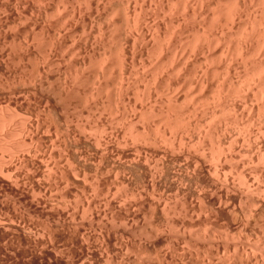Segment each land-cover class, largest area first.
Instances as JSON below:
<instances>
[{"label": "rangeland", "instance_id": "374dc122", "mask_svg": "<svg viewBox=\"0 0 264 264\" xmlns=\"http://www.w3.org/2000/svg\"><path fill=\"white\" fill-rule=\"evenodd\" d=\"M108 1L111 4L108 3ZM108 1L107 0H0V125H2V126H0V162H1L0 164H3V165H0V168L2 169V170L0 169V264H38L37 262H39L40 260H42L41 262H43V264H46L49 261H50V263H52L51 261H53L52 264H56V263L57 264H81V263L82 264H90L91 261H93L91 264H109V263L110 264H116V263L117 264H166V262H167V264H191V263L192 264H199V263L200 264H208V263L209 264H227V263L228 264H231V263L232 264H240V262H242L243 260L244 261L241 264H252L253 262H254V264H264V263H262V260H264L263 259L264 258V254H263L264 253V246H263L264 241H263V239L259 240V238H255L254 236H252V237L250 236V238H254V239L249 238V235H251L253 232L257 233L259 236H260V234L264 235V229H263L264 228V226H263L264 222L262 220V219H264L263 218L264 212L262 214L261 210H260V209H263L264 203L260 204V205L257 203L260 208L257 207L258 205L255 203L254 204L252 203L249 205V206H251V208L253 210H254V208H255V210L257 209L256 212H258L260 214V216H255L254 213H253V215H252V213L251 214L246 213V214H244V215H246L245 217L241 213H238L237 216H236V214H235V216H233V215L228 214L226 211L219 210L218 206H212L208 201V198L209 199L210 198H217V194H219V193L217 191L214 192L213 189L211 190L212 187H211L208 179L205 177L204 174H202L199 171V168H196V166H194L195 165L194 161H196V158L201 156V152H202V151H200L198 146H200V144L202 145V141H203V145L207 146V148L212 147L211 145L213 144L214 140H213V138L211 139L209 137H212V135L214 134V131L217 129L216 126L221 128L219 122L222 121L221 122L222 130H225L224 125H225V123L228 122L226 124V125H228L227 126L228 130L224 131L223 136H227V137L231 136V135H233L234 132L236 133L235 135H239V132H237V131H239V130H237V129H239V127L238 128L235 127L237 131H234L235 128L232 130V128L234 127L233 123H231V125H230L229 120L225 123L223 122L224 120L226 121L228 119V117H230L229 119L231 120L232 119L231 117H233L234 114H232L230 116L231 113L229 111H231V110H228V112L230 113L229 115H228V112L223 111V109H224L223 105H222L223 109H220L221 106L219 107V105L221 103L220 104L216 103L217 99L219 101V98L216 97V94L217 93L219 94L220 88L217 89V87L219 86V84L220 85L222 84L223 80H225V82H226L227 78H228V80L231 79L230 81H227V82H229L230 85L233 84L232 83L233 80H232V78H230L231 76L225 77L224 76L225 73H226L225 75H229V74L231 75V73H229V72H232L234 74L236 73V75L232 74L233 75L232 77L234 78L233 82H235V84L238 85L239 81H241V79L237 80V79H235V77L237 76V78H239L240 75H243V76L246 75V77H247V74L249 72V71L245 72L246 68L249 67L247 65L246 60H243V61L246 63V65L244 67H246V66L247 67L245 68V70H243L244 64H243V61H241V59H242L241 57L239 59L238 58L239 56L236 54L235 56L233 55L230 58V57H226L227 55L225 54V52H223V51L221 52L222 46L225 45L226 39L230 40L228 42V45L234 44L232 47H235V42L239 41L238 40L239 37H237V36H239L241 31L243 30V29L242 30L240 29L241 27L243 28V26H241V25L244 24L241 22L244 19L247 20L246 16L245 17L243 16L244 17L243 20L240 19L242 21H240L238 19V17H236V19L238 21L236 20L237 22L235 21L236 23L234 22L233 24H237L240 21V23H241L240 27H238L239 26L238 24H240V23H238L237 25H231L229 23L231 26H234V27H231L228 25V23L223 22V25H221V26H226V25H224V23H225V24H227V27H229V29H230V30L227 29L229 32V33H227V36H228V38H227V36H224V35H226V32H227L226 27L225 28L223 27L224 29L221 28L223 31L220 29V24H222L221 22H220V24L218 23V26L215 25L216 27H214V28L217 29L219 27L217 30L213 29V31L212 30L208 31V29L209 28L212 29V26L214 25V22L211 19V13H210L212 11V8L211 7L207 8V9H209L210 12H208V10L205 9L208 6V0H191V1L190 0L189 1L188 0H159V1L158 0H152V1L151 0H130V1L129 0L128 1L127 0H122V1L121 0H108ZM135 2H136V4H135ZM138 2H139V5H138ZM159 2H160V4H158ZM204 2H207V4ZM151 3H152V7L150 6ZM171 3L172 4L175 3V5L173 4L172 6H170ZM187 3L190 6H192V8L188 7L189 5L187 6ZM105 4H106V7H104ZM129 4H130V6H129ZM202 4H203V7H201V8H204L206 11L201 10L200 6H202ZM205 4L207 5L206 7H205ZM132 5H134V6H132ZM113 6H115V7H113ZM193 6L196 7L195 8L196 11L193 10L194 9ZM140 8L141 9L143 8V10H141ZM169 8H171V9H169ZM87 9H88V11H87ZM123 9H125L126 13ZM183 9H184V12H183ZM136 10H137V13L141 12V13H139L141 15H140V19H134V23H136V20H138V21L140 20L139 24L142 23V24H140L142 26L138 27L137 26L138 24H136V26L133 29V26L135 25V24L132 25L133 16L136 18V16L138 15L137 17L139 18V14H135ZM151 10H153V11H151ZM173 11H175V12H173ZM185 11H188V12H185ZM204 11L208 12V14H206ZM165 12H166V14H165ZM192 12H194L196 14L197 18L194 17L195 16V14H194V16H193L194 18H192V20H191L190 16H192V15H190V14ZM144 13H146V14L144 15ZM150 13H151V15H150ZM171 13H172V16H171ZM186 13H188V14L190 13L189 14L190 16L188 15L189 18L187 16L185 18L184 15ZM209 13H210V15H209ZM163 14L165 17L163 16ZM204 14H206V16H203ZM129 15H131V16H129ZM166 15H168V17ZM110 16H111V18H110ZM147 16L149 19L147 18ZM179 18L181 19L180 22H182L183 25H181V23L178 22V24L180 23L179 26L181 25V27L179 28L177 25V27L179 29L177 27L174 28L175 24L173 21H175V20L179 21ZM195 18L197 20H195ZM208 18H209L208 22L210 21L211 27H209L210 25L208 24V22L206 20ZM200 19H202V20H200ZM100 21L102 23H100ZM154 22H155V24H154ZM172 22L174 25L172 24ZM202 22H204V23H202ZM205 22H207V24L209 26ZM93 23H94V25H93ZM175 23L177 24V22H175ZM245 23H246V21H245ZM247 23H248V20H247ZM247 23H246L245 27L248 25ZM204 24H206V27ZM172 26H174V27H172ZM236 26L241 30L240 33L236 32L238 30V28ZM83 27L84 28L86 27L85 28L86 31L84 30ZM230 27L233 29H231ZM111 28H112V30H111ZM202 28H206L205 30H207V31L203 32L202 35H204V33L205 34L208 33L209 36L206 38H208L209 42L211 39L213 40V38H211V36L213 37L214 34L216 36V37L214 36L215 40H219L220 38H222L221 35L224 34L223 35V41L224 42L220 43V45H219V43L217 45V42H219V41L214 42L215 40H213L212 41L213 43H211L212 44L211 47H212V49H214L213 50L214 53H213L212 58L214 59L215 64L212 63L213 60L211 61V55L212 54L211 55L208 54L209 52L211 53V51H212V50H207L209 45H206L207 47L206 46L203 47L204 41H205L204 45H205V43L210 44L207 41V39L204 38L203 42H202V40L201 41L199 40L202 47L204 48V50H207V51H204L200 47L199 44H194V43H196V40L199 39V37L201 39L202 36L200 33L203 30ZM129 29H130V31H129ZM155 29H156V31H155ZM224 30H226V31H224ZM100 31H101V33H100ZM131 31H132V33H131ZM152 31H155L156 33L153 34ZM172 31H174V33ZM148 32H149V34H148ZM223 32H225V33H223ZM234 32L238 33V34H236L237 39H235L237 41L232 39L233 37L236 38L234 35L235 34ZM138 33H140V34H138ZM194 34L197 36H199V35L200 36L197 37ZM228 34H230V38L232 37L231 39H229ZM72 36H74V37H72ZM173 37H174V39H173ZM218 37H219V39H216ZM134 38H137V40ZM168 39L169 40L171 39V40L169 41ZM148 40H150V41H148ZM164 40H166V41H164ZM231 40L233 43L231 42ZM158 41H162V42H158ZM199 41H197V42L199 43ZM190 42L194 44V47H197L199 45L198 46L199 48L198 47L196 48L198 50H196L193 47V44H191ZM230 42H231V44H230ZM186 44H187V46H186ZM214 45L218 46V47H215ZM224 47H223V49H224ZM186 48H187V50H186ZM199 49H201V50H199ZM157 50H159V51H157ZM167 50H168V52H167ZM261 50L262 51H259V52L264 54V52H263L264 48H262ZM120 51H122V52H120ZM200 52L201 53L206 52L205 53L206 56L207 57H208V55L210 56V57H208V58H210V61H211V62L209 61L210 64L212 63L215 67L212 64H211V66H210V64H206L208 62L207 60H209V59H207V58H206L207 60L204 59L205 54L203 56V53L201 54ZM67 53H69V55ZM194 53H195V55H194ZM220 53L221 54L224 53L223 57H225L226 60L229 61V62L227 61L229 65H227V63H226V65L228 67L230 65L234 66V63L236 65V61L239 60V62H237V65L235 66L237 68V71L235 69L233 70V68H235L233 66L229 67V68H232L230 70L225 65H224L225 67L224 66L222 67V65H223L222 63L220 65V62H223L221 60L223 57ZM161 54H162V56H161ZM236 56H237V59H236ZM261 56L264 57V55H261ZM84 57H86V59ZM117 57H118V59H117ZM125 57H126V59H125ZM186 57H188V58H186ZM233 57H235L236 61H235V59H232ZM256 57L258 59L260 56L257 55V56H255V58ZM263 57H261L262 60L264 59ZM228 58H230V59H228ZM53 59H54V61H53ZM119 59H121L122 61ZM223 60L226 61L224 58H223ZM230 60L233 64H231ZM98 61H99V63H98ZM104 61H105V63H104ZM205 61H207V62L205 63ZM233 61H235V62H233ZM256 61H261V60H256ZM112 62L115 65H113ZM185 62H186V64H185ZM89 63H90V65H89ZM223 63L225 64V62H223ZM238 63H242V64H239L240 66L238 67ZM119 64H121V65H119ZM164 64H166L167 66ZM181 64H182V66H181ZM194 64H195V66H193ZM248 64L250 65L249 62H248ZM206 65H208L207 69L209 67H212L215 69L218 66V69H217L218 72L216 69H215L216 72H213L214 69L212 71V68L205 70L204 66H206ZM99 66H101V67H99ZM119 66H120V69H119ZM155 66H156V68H155ZM183 67H185V68H183ZM250 67H249V69H250ZM221 68H224V69L228 68L230 70L228 72L229 74H227V72H226L228 69L222 70ZM142 69H143V71H142ZM203 69L206 72V74H208L210 72L209 70H211V72L208 74L207 77H206V74H204V76L207 78L206 80H204L203 78H201L203 80L199 79V75H200V77L203 76L204 72L201 73ZM249 69H247V70H249ZM137 70H138V72H137ZM77 71H78V75H77ZM82 71H84L85 73ZM199 71H201V72H199ZM212 72L215 74L216 73L217 74L220 73V74H219V76L215 75V74L212 75L213 74ZM238 72L239 73L241 72V74H239ZM158 73H160V74H158ZM221 73H222V75H221ZM133 74H135V75H133ZM196 74L198 75V78H196L197 77V76H195ZM201 74H202V76H201ZM215 76H216V78H215ZM222 76L224 77V79ZM243 76H241V78ZM258 76L261 78V76L259 74H258ZM258 76L256 77V79L258 78ZM249 77H251V79H252L253 76L249 75L247 79L244 78L245 80L242 78V80H244V81H241V83H243V85H244L245 81L246 80L248 81ZM19 79H20V81H19ZM221 79H223V80L221 81ZM251 79H249V82ZM256 79L253 81L258 83L259 80H256ZM72 80H73V82L75 81V83H73ZM96 80H97V82H96ZM207 80H208V82L204 83V84H206V86L204 85L205 89L203 90L201 88L202 83H203L202 81L206 82ZM197 81H199L201 85L198 84L199 82L197 83ZM237 81H238V83H237ZM168 82H170V83H168ZM227 82H226L227 86H225V88L227 87V89H229L232 86L230 87ZM195 84H197V85H195ZM226 84H224V85H226ZM246 84H247V82H246ZM248 84L246 85L247 88L245 87V89L249 88ZM199 85H200L201 90L198 87ZM224 85L222 84L221 86L224 87ZM7 86H9V87H7ZM176 86H177V88H176ZM190 86L192 89L190 88ZM234 86L235 85L233 84L232 89L234 88ZM167 88H169V89L167 90ZM120 89H122V90H120ZM232 89L231 90L229 89L230 93L234 92V89L233 90ZM256 89H257V93L260 92L258 90L259 88H256ZM74 91H77V92H74ZM171 91H172V94H171ZM216 91H218V92H216ZM230 93L229 94L227 93V95L232 97V98L234 97L235 99L233 98V100L238 102L237 94H232V93L230 94ZM261 93H263L262 90H261ZM142 94H144V95H142ZM174 94H175V96H174ZM85 95H87V96H85ZM212 95H213V97H211ZM231 95H236V97L231 96ZM258 95H259V93H258ZM261 95H262V97H264V93ZM225 97H227L226 94H225ZM238 97L242 99L241 96H238ZM167 98H169V99H167ZM215 98H217V99H215ZM236 98H237V100H236ZM204 99H206L207 101ZM141 101H143V102H141ZM190 101H192V102H190ZM214 102H215V104H214ZM177 103H179V104H177ZM201 103H203V104L201 105ZM116 104H118V106ZM171 104H173V105H171ZM184 104L186 106H184ZM215 105L218 107L219 112L217 111V108L215 109ZM66 106H67V108H66ZM154 106H155V108H154ZM176 109L177 110L179 109V110L176 111ZM2 110H3V112H2ZM96 110H98V111H96ZM198 110H199V112H198ZM212 110H214V112L217 111L216 114H218V115L222 111L224 113L226 112L225 114L223 113L224 115H226V114L227 115L224 116L223 114H221V115H223V117H225V118H223V120H221L222 116L219 115V120H218V118H214L215 115L213 114ZM220 110H222V111H220ZM145 111H146V113H145ZM158 111H160L161 113ZM69 114H71V115H69ZM167 114H169V115H167ZM246 114H247V112H246ZM189 115H190V117H189ZM142 117H145V118H142ZM148 117L150 119H148ZM205 117H207V119ZM210 117H211V119H210ZM215 117H218V116H215ZM226 117H227V119H226ZM47 118H49V119H47ZM213 118H214V120H212ZM156 119L158 122L156 121ZM4 121H6V122H4ZM7 121H8V123H7ZM262 121H264V118L262 119ZM9 122H10V124H9ZM45 123H46V125H45ZM261 123H263V122H261ZM18 124H21V125H18ZM132 124H134V125H132ZM160 124H162V125H160ZM218 124H219V126H218ZM130 125H131V128H130ZM177 125H178V127H176ZM229 125L233 126V127H229ZM248 125H250V123ZM251 125L253 126L254 124H251ZM252 126H251V128H252ZM79 127H81V128L76 129ZM95 127H97L96 129L98 131L94 130ZM98 127H100V128H98ZM173 127H175L177 130H175V128H173ZM202 127H204V128H202ZM227 127H225V128L227 129ZM7 128H9V129H7ZM127 128H130V129L128 130ZM246 128H247V131L246 130L243 131L244 133L242 132L243 128H242V130H240L241 131L240 135L243 133L244 135L242 134V136H245V132H248V130H249L248 126ZM251 128H250V130H252ZM4 129L6 131H4ZM137 129H139V130H137ZM200 129H202V130H200ZM99 130L101 132V136H100ZM145 130H147V131H145ZM171 130H172V132H171ZM199 130H200V132H199ZM218 130H216V131H218ZM175 131H176V134H175ZM183 131H185V132H183ZM209 131H210V133H209ZM102 132H105V133H102ZM126 132H128V133L126 134ZM154 132H155V134H154ZM1 133H2V135H1ZM22 134H24V135H22ZM48 134H51V135H48ZM102 134H105V135H102ZM111 134H112V137H111ZM137 134H139V136ZM170 134L172 136H170ZM186 134L188 135V137ZM200 134H202V135L200 136ZM14 135L15 136L17 135L16 138ZM25 135H27V136H25ZM131 135L134 137H132ZM154 135H156L157 137ZM181 135H184V136H181ZM218 135H220L221 138L223 139L222 133H220ZM11 136H12V138H11ZM40 136H41V138H40ZM92 136L96 137L95 138L96 140H94V138ZM102 136H103V139L100 138ZM220 136H218V137L220 138ZM242 136H240V138H239L240 141L238 140L237 143L239 144V146H242L241 143H243L244 144L243 146L248 148L250 146L249 142L248 143H247V141L244 142L245 140L243 141L244 137L242 138ZM108 138H109V140H108ZM122 138H123V140H122ZM175 138H177V139H175ZM143 139H144V141H143ZM211 140L213 141V142H211L212 144L209 143ZM182 141H183V143H182ZM184 141H186V142H184ZM191 141H192V143H191ZM263 141H264V137H263ZM24 142H26L27 144ZM167 142L169 144L173 143L174 146H172V144L169 145ZM195 142H197V143H195ZM235 143H236V140H235ZM20 144L21 145L26 144V145L23 147ZM74 144H75V146H74ZM100 144H101V146H99ZM127 144H129V145H127ZM152 144H154V145H152ZM192 144H193L192 147L195 146L193 149L191 148ZM178 145H180V146H178ZM26 146H27V148H25ZM35 146L37 147V149L35 148ZM8 148H10V149H8ZM52 148H53V150H52ZM173 148H175V150ZM186 148H188V149H186ZM228 148L229 147L227 145V147H225L224 148L225 150L223 149V151H226L228 153L229 152ZM230 148L231 149H229V150L233 151V147L230 146ZM7 149H8V151H7ZM215 150L216 149H214V150L212 149V151H214V152L211 151V153H214L215 155L211 154L212 155L211 156L209 153H207V155H206L208 166H210L211 168L213 166L216 167V164H217V163H215L217 160L216 158L220 155L219 154L220 152L218 153L219 150L218 151L216 150L217 152H215ZM104 151H105V153H104ZM176 151H179L178 152L179 154ZM13 152H14V154H12ZM15 152L18 155H16ZM24 152H25V154H24ZM199 154H200V156H199ZM214 157H215V159H214ZM139 159H140V161H137ZM99 160H100V162H98ZM134 160H135V162L136 161L137 162L135 163ZM212 160H213V162L215 160V162H214L215 165L213 164V162H211ZM224 160L225 159H222V162H221L222 164H224V165L229 164L227 162L225 163ZM144 161L146 163H148L149 165H146L144 163ZM20 163H21V165H20ZM175 163H177L178 165H176ZM68 165H70V166H68ZM152 165H154V166H152ZM149 166L151 167V169ZM187 166H189V167H187ZM156 167H158V168H156ZM214 167L212 169H214ZM194 168H196L197 170ZM193 170L195 173L193 172ZM244 170H247L248 174L252 173L251 168L249 166H247ZM106 171H107V173H106ZM177 171H179V172H177ZM229 173H227V175L231 179L230 176H232V175H231V173L230 174ZM84 174L87 175L88 177L84 176ZM23 175H25V176H23ZM55 175H57V176H55ZM74 175L77 177H75ZM155 175H157V177ZM49 176H51V177H49ZM83 177L85 178V181L83 180L84 179ZM92 177H93V179H92ZM95 177H96L97 183L95 182ZM115 178H116V180H115ZM253 178H254V175H253ZM255 178H259V177H255ZM259 179H257V180H259ZM262 180L263 179H260L259 182H262ZM67 182H68V184H67ZM86 182L87 183L90 182V183L86 184ZM263 182H264V180H263ZM65 184L68 186H66ZM96 184L98 186H96ZM126 184H128V185H126ZM15 185H16V187H15ZM69 185H70V187H69ZM93 185H95V186H93ZM118 185H119V187H116ZM201 185L202 186L204 185V186L202 187ZM103 186H105V187H103ZM244 186H242V187H244ZM91 188H93V189H91ZM244 188H246V186ZM34 191H35V193H34ZM113 192H115V193H113ZM176 192H177V195H176ZM254 193H255V196H257V197H258V195L262 194V193L258 194L257 192H254ZM37 194L39 197L37 196ZM210 194L214 195V197ZM115 196H117V197H115ZM263 196H264V193L259 197H262V199H264ZM176 197H178V198H176ZM33 198L36 200H34ZM158 198H159V200H158ZM61 199H63V200H61ZM153 199H154V201H153ZM160 199L164 200V201H161ZM165 199H166V201H165ZM178 199L181 200V203ZM69 201H71V202L69 203ZM88 201H90V202L87 203ZM159 201H161V203ZM223 203L224 202H222V204ZM64 204H66V205H64ZM167 204H169V205H167ZM140 205H142V206H140ZM240 206H243V208L245 207L244 204H242V205L240 204ZM240 206H239V204H237L238 208H240ZM51 207H53V208H51ZM169 207H172V208H169ZM68 208H69V210H67ZM207 210H209V211H207ZM213 210H214V212H213ZM108 211H110V212H108ZM184 211H185V213H184ZM73 214H74V216H73ZM166 214H167V216H166ZM168 214H169V216H168ZM174 215H176V216H174ZM250 215H251V217H250ZM58 216H60V217H58ZM71 216H72V220H71ZM83 216H84V218H83ZM144 216H145V218H144ZM231 217H233L234 219ZM235 217H236V219H235ZM250 218H251V221H250ZM257 218H258V220H257ZM237 219H239V220H237ZM245 219H248L247 221H249V222H247ZM259 219H261L262 222H258V221H260ZM232 220H233V222H232ZM234 220H237L238 223L235 222ZM252 220H254L256 223ZM242 221H243V223H242ZM2 222H4V223H2ZM56 222H58V223H56ZM234 222L236 223V225H234L235 224ZM59 223H60V225H59ZM214 223H215V225H214ZM258 223H260L261 225ZM56 224H58V225H56ZM237 224H240L241 226H242V224H244L243 227L245 229L242 227L243 230H239V232H238V229H241V227H240V225H237ZM207 225H209L211 228ZM245 225H247V227H245ZM171 226H172V228H171ZM196 226H197V228H196ZM257 226H259V228ZM204 227H206V228H204ZM254 228H255V230H253ZM140 229H142V230L140 231ZM261 229H263V230H261ZM227 230H229L230 232ZM191 231H193V232H191ZM223 231H225V232L227 231V234L229 235V237H227L226 233H224ZM39 232H40V234H39ZM234 232H235L234 236L236 237V235H237L238 239L234 238L232 240V239H230V234L233 235ZM259 232H260V234H259ZM66 233H67V235H66ZM238 233H239V235H238ZM241 233H243V234L245 233V234L244 235L242 234L243 236H240ZM213 234L215 236H213ZM140 235L141 236L143 235L142 236L143 238ZM222 235H224V236H222ZM36 236L37 237L39 236L38 239ZM82 236H83V238H82ZM211 236H213V237H211ZM244 237H246L247 241L251 240V241H253V243L255 241L256 245L258 244L260 246L261 250L257 249V248L252 249L251 246H248L247 241L244 239ZM239 239L242 241L240 242ZM46 240H47V242H46ZM193 240H195L197 242H195ZM234 240H236V241H234ZM237 240L239 241L238 243H237ZM243 240L245 241V243L243 242ZM81 243L82 244L84 243L83 244L84 249H81V246H82ZM226 246L229 248H227ZM233 247H236V248L239 247V248H237V250H236V248H233ZM85 248L86 249L89 248V250L87 251ZM217 248L219 251L217 250ZM68 249H70V250H68ZM229 249H230L231 254L228 252ZM234 249L237 252L238 251L239 252L234 253L235 252V251L233 252ZM243 250L246 251V253L243 252ZM250 250L251 251L254 250V251L251 252ZM257 250H258V252H257ZM53 251L56 253H54ZM80 251L83 253V255L79 259L78 256H81V254H82ZM254 252L256 255L254 254ZM260 252H262V253H260ZM247 253H248V256L244 255ZM12 254H14V255H12ZM50 254H51V256H50ZM146 254H148V255H146ZM229 254H230V256H229ZM35 255H36V258H35ZM107 255H109V256H107ZM165 255H166V257H165ZM158 256H160V257H158ZM233 256H236V257L238 256L237 258L235 257L236 258L235 260L237 263L235 262ZM239 256H241V257H239ZM28 258L29 259L32 258L31 261ZM51 258H52V260H51ZM74 258H75V260H74ZM249 258H250V261H249ZM251 258H253L252 259L253 261L251 260ZM34 259H36V260H34ZM81 259H83L84 261L83 260L81 261ZM232 259L234 260V262ZM86 260H87V262H86ZM239 260H241V261H239ZM56 261H58V262H56Z\"/></svg>", "mask_w": 264, "mask_h": 264}, {"label": "bare ground", "instance_id": "6f19581e", "mask_svg": "<svg viewBox=\"0 0 264 264\" xmlns=\"http://www.w3.org/2000/svg\"><path fill=\"white\" fill-rule=\"evenodd\" d=\"M108 1V0H107ZM122 1V0H121ZM128 1V0H127ZM130 1V0H129ZM152 1V0H151ZM159 1V0H158ZM189 1V0H188ZM191 1V0H190ZM145 2V1H144ZM178 2V1H177ZM200 2V1H199ZM90 3V2H89ZM102 3V2H101ZM108 3H110L109 1H108ZM119 3V2H118ZM128 3V2H127ZM150 3V2H149ZM153 3V2H152ZM152 3H151V7H152ZM162 3V2H161ZM169 3V2H168ZM190 3V2H189ZM193 3V2H192ZM195 3V2H194ZM202 3V2H201ZM204 3H206L207 4V2H204ZM100 4V3H99ZM111 4V3H110ZM114 4V3H113ZM122 4V3H121ZM135 4H136V2H135ZM142 4V3H141ZM140 4V5H141ZM158 4H160V2L158 3ZM174 5H175V3H173ZM172 3H171V5L170 6H172L173 5ZM182 4V3H181ZM205 4V7L207 6ZM138 5H139V2H138ZM146 5V4H145ZM154 5V4H153ZM189 4L187 3V6H188ZM192 5V4H191ZM91 6V5H90ZM116 6V5H115ZM115 6H113V7H115ZM124 6V5H123ZM129 6H130V4H129ZM132 6H134V5H132ZM164 6V5H163ZM168 6V5H167ZM185 6V5H184ZM104 7H106V4H105V6ZM125 7V6H124ZM123 7V8H124ZM142 7V6H141ZM174 7V6H173ZM188 7H191L192 8V6H188ZM194 7V6H193ZM198 7V6H197ZM201 7H203V4H202V6H200V8ZM212 8V11L210 12L209 11V9H207V8ZM67 8V7H66ZM118 8V7H117ZM150 8V7H149ZM180 8V7H179ZM182 8V7H181ZM187 8V7H186ZM196 7H194V9L193 10H195L196 11V9H195ZM107 9V8H106ZM136 9V8H135ZM141 9V8H140ZM155 9V8H154ZM153 9V10H154ZM169 9H171V8H169ZM188 9V8H187ZM206 10H208V12H210L211 13V19H212V21L214 22V25L212 26V29H208V31L209 30H212L213 31V29H215V30H217L216 28H214V27H216V26H218V23L220 24V22L222 23V24H220V29L221 28H225L226 27V30L227 29H229V27H227V24H225L224 23V25H226V26H221V25H223V22H226V23H228V25L229 26H231V25H237L238 23H240V21H242L243 20V18L246 16V18H247V20H248V23H247V20L246 19H244L245 21H246V23L248 24L246 27H245V25H246V23H245V21L243 20L241 23H244L243 25H241V23L240 24H238L239 26L238 27H240V25L241 26H243V28L241 27L240 29L242 30H240L237 26V28H238V30L236 31V32H239L240 33V31H241V33H240V35L239 36H237V37H239V41H237V40H235V39H237V37H236V34H238V33H235L234 35H235V37L236 38H232V39H234L235 41H237V42H235V47H232L233 45L231 44V42H232V40H231V42H230V44L231 45H228V42L230 41V40H225V45H223L222 46V49H223V47H224V49L222 50L221 49V52L223 51V52H225V54L227 55H225L226 57H232L233 55L235 56L236 54L239 56L238 58L240 59V57L242 58L241 59V61H243V60H246L247 61V65L250 67V69H249V67H244L245 65H246V63L243 61V67H244V69L243 70H245V68H246V71L245 72H247V71H249L248 72V74L249 75H251V76H253L252 77V79H251V77H249V79H251L250 80V82H249V79H248V81L246 80L245 81V84L243 85V83H241V81H244L245 79H247L248 78V74H247V77H246V75L245 76H243V75H240L239 76V78H237V76L235 77V79H237V80H240L241 79V81H239V84L238 85H236L235 84V82H233L234 81V78L232 77L233 75L232 74H234V73H232V72H229L232 68H229V67H231V66H233V65H230L229 67L227 66V65H229L228 64V60H226V58L225 57H223L224 56V53H220L221 55H222V57L226 60V61H224L223 60V58L221 59L223 62H225V64L223 63V62H220V65H221V63L223 64L222 65V67L225 65V66H227L228 68H225L227 71V74H229V73H231V75L229 74V75H225L224 74V76L226 77H230V78H232V83L235 85L234 86V92H231L232 94H237V98H238V102H236L235 100H233V98L232 97H230V96H228L227 95V93L229 94L230 92V90L232 89V87H233V84H229V82H227V81H230L231 79H229L228 80V78L226 79L227 81V83H228V85L231 87V88H229V89H227V87L225 88V86H227V84H226V82H225V80H223L224 79V77H223V79H221V81L223 80V82H222V84L224 85V84H226V85H224V87L223 86H221L220 84H219V86L217 87V89H219L220 88V91H219V94L217 95L216 94V97L217 98H219V101H218V99L217 98H215V99H217V101L219 102H217L216 101V103L217 104H220L219 105V107H220V109H223V107H224V109H223V111H226V112H228V110H231V111H229L228 112V115L230 114V116L232 115V114H234L233 115V117H231L232 119L230 120L229 118L230 117H228V119H227V117H226V121L224 120L223 122L225 123V122H227L228 120L230 121L229 123H230V125H231V123H233V125H234V127L233 126H230L229 125V127H233L232 128V130L235 128V127H239V129H237V130H239V131H237L236 130V128L234 129V131H237V132H239V135H240V130H242V128H243V130H242V132L243 131H247V126L249 127V130H248V132H245V136H242V134L244 133H242L240 136H242V138L244 137V139H243V141L244 142H246L247 141V143L249 142V147L247 148V147H244L243 145V143H241V145L243 146H239V144L237 143V141L239 140V138H240V136L239 135H235L236 133L234 132L233 133V135H231V136H223V133H224V131L226 130H228V125H226L227 123H225V125H224V129L225 130H222V124H221V122H219L220 123V126H221V128H219V127H217L216 126V130H218V131H214V134L212 135V137H209V138H213V140H214V142L211 140L209 143H211V142H213V144L211 145L212 147H208L207 148V146H205V145H203V141H202V145L200 144V146H198L199 147V149H200V151H202L201 152V156H200V154H199V156L200 157H198V158H196V161H194L195 162V165L194 166H196V168H199V171L202 173V174H204L205 175V177L208 179V181L210 182V185H211V190L213 189L214 190V192L215 191H217L219 194H217V198H208V201H209V203L212 205V206H218L219 207V210H221V211H226L228 214H230V215H233V216H235V214H236V216L238 215V213H241V214H246V213H249V214H251L252 213V215H253V213L255 214V216H260V214L258 213V212H256L257 211V209L255 210V208H254V210L251 208V206H249L250 204H263L264 203V199H262V197H259V196H261L263 193H264V182H263V180H264V141H263V137H264V121H262V119L264 118V97H262V95L261 94H263L264 93V59L262 60L261 59V57H263V56H261V55H264V54H262V53H260L259 51H262L261 49L262 48H264V0H208V6L205 8ZM204 8H201V10L203 11V10H205ZM104 10V9H103ZM108 10V9H107ZM120 10V9H119ZM124 11H125V9H123ZM128 10V9H127ZM141 10H143V8L141 9ZM153 10H151V11H153ZM176 10V9H175ZM205 10V11H206ZM87 11H88V9H87ZM106 11V10H105ZM133 11V10H132ZM148 11V10H147ZM155 11V10H154ZM159 11V10H158ZM165 11V10H164ZM172 11V10H171ZM204 11V12H205ZM98 12V11H97ZM129 12V11H128ZM162 12V11H161ZM173 12H175V11H173ZM183 12H184V9H183ZM185 12H188V11H185ZM200 12V11H199ZM203 12V13H204ZM208 12H205L206 14H208ZM69 13V12H68ZM116 13V12H115ZM120 13V12H119ZM118 13V14H119ZM125 13H126V11H125ZM139 13H141V12H139ZM139 13H137V10H136V13L135 14H139ZM154 13V12H153ZM164 13V12H163ZM181 13V12H180ZM210 13H209V15H210ZM85 14V13H84ZM110 14V13H109ZM117 14V13H116ZM134 14V13H133ZM143 14V13H142ZM146 13H144V15H145ZM165 14H166V12H165ZM190 14V13H189ZM188 13H186L184 16H185V18H186V16L189 18V16L190 15H192V16H190L191 17V20H192V18H194V17H196V14L194 13V12H192L190 15H189ZM194 14H195V16H194ZM206 14H204L203 16H206ZM19 15V14H18ZM115 15V14H114ZM140 15L141 14H139V18L136 16V18L133 16V21H132V25H134L133 26V29H134V27L136 26V24H138L137 26L138 27H140V26H142V25H140V24H142V23H140L139 24V21L138 20H136V23H134V19H140ZM143 15V16H144ZM150 15H151V13H150ZM170 15V14H169ZM189 15V16H188ZM103 16V15H102ZM129 16H131V15H129ZM156 16V15H155ZM162 16V15H161ZM163 16H164V14H163ZM167 17H168V15H166ZM171 16H172V13H171ZM194 16V17H193ZM244 16V17H243ZM22 17V16H21ZM115 17V16H114ZM165 17V16H164ZM178 17V16H177ZM183 17V16H182ZM201 17V16H200ZM236 17H238V19L240 20V19H242V20H240L237 24H233L237 19H236ZM85 18V17H84ZM110 18H111V16H110ZM145 18V17H144ZM147 18H148V16H147ZM197 18V17H196ZM195 18V20H197ZM206 18V17H205ZM210 18V17H209ZM209 18L208 19H206L207 20V22H208V20H209ZM143 19V18H142ZM149 19V18H148ZM169 19V18H168ZM184 19V18H183ZM114 20V19H113ZM159 20V19H158ZM166 20V19H165ZM170 20V19H169ZM178 20V19H177ZM200 20H202V19H200ZM234 20V21H233ZM129 21V20H128ZM171 21V20H170ZM181 21V19L179 18V21H173L174 22V24H175V27L174 26H172V27H174V28H176L177 27V25H178V27L180 28L181 27V25H183V23L182 22H180ZM184 21V20H183ZM188 21V20H187ZM238 21V20H237ZM236 21V22H237ZM98 22V21H97ZM117 22V21H116ZM126 22V21H125ZM138 22V23H137ZM173 22H172V24H173ZM175 22H177V24L175 23ZM178 22H180L181 23V25L179 26V24H178ZM194 22V21H193ZM207 22H205L206 24H207ZM235 22V23H236ZM59 23V22H58ZM99 23V22H98ZM100 23H102L101 21H100ZM107 23V22H106ZM158 23V22H157ZM163 23V22H162ZM202 23H204V22H202ZM231 25H230V24ZM122 24V23H121ZM129 24V23H128ZM154 24H155V22H154ZM166 24V23H165ZM171 24V25H172ZM173 24V25H174ZM187 24V23H186ZM206 24H204L205 25V27H206ZM210 26H209V25ZM208 26L209 27H211V23H210V21L208 22ZM79 25V24H78ZM93 25H94V23H93ZM123 25V24H122ZM216 25V26H215ZM83 26V25H82ZM113 26V25H112ZM160 26V25H159ZM188 26V25H187ZM203 26V25H202ZM65 27V26H64ZM126 27V26H125ZM124 27V28H125ZM153 27V26H152ZM171 27V28H172ZM177 27V28H178ZM231 27H234V26H231ZM230 27V28H231ZM245 27V28H244ZM59 28V27H58ZM63 28V27H62ZM84 28V27H83ZM86 28V27H85ZM85 28H84V30H85ZM103 28V27H102ZM122 28V27H121ZM120 28V29H121ZM149 28V27H148ZM151 28V27H150ZM178 28V29H179ZM223 28V29H224ZM68 29V28H67ZM70 29V28H69ZM75 29V28H74ZM127 29V28H126ZM165 29V28H164ZM168 29V28H167ZM203 30H202V32L200 33L201 34V39H200V35L199 36H197V35H195V36H197V37H199V39L198 40H196V43H194V44H199L200 45V47L204 50V48L203 47H205L206 45H209V47L207 48V50H212L211 51V53L209 52L208 54H212L211 55V61L213 60V62L212 63H214L215 61H214V59L212 58L213 57V53H214V49H212V44L211 43H213L212 41L213 40H215L214 38L216 37L215 36V34L213 35V37L211 36V38H213V40L211 39L210 40V42H209V40H208V38H206V37H208L209 36V34L207 33V34H205L204 33V35H202L203 34V32H205V31H207V30H205L206 28H202ZM231 29H233V28H231ZM101 30V29H100ZM111 30H112V28H111ZM143 30V29H142ZM154 30V29H153ZM169 30V29H168ZM172 30V29H171ZM222 30V29H221ZM220 30V31H221ZM226 30H224V31H226ZM230 30V29H229ZM235 30V29H234ZM67 31V30H66ZM86 31V30H85ZM129 31H130V29H129ZM155 31H156V29H155ZM155 31H152L153 32V34L154 33H156ZM193 31V30H192ZM223 31V30H222ZM232 31V30H231ZM108 32V31H107ZM137 32V31H136ZM173 33H174V31H172ZM34 33V32H33ZM83 33V32H82ZM100 33H101V31H100ZM112 33V32H111ZM117 33V32H116ZM124 33V32H123ZM131 33H132V31H131ZM189 33V32H188ZM223 33H225V32H223ZM227 33H229L228 32V30H227V32H226V35H224V34H222L221 35V37L222 38H220L219 39V37L218 38H216V39H219V40H215L214 42H216V41H219V42H217V45H218V43H219V45H220V43H222V42H224L223 41V35L224 36H227ZM81 34V33H80ZM137 34V33H136ZM138 34H140V33H138ZM148 34H149V32H148ZM159 34V33H158ZM232 34V33H231ZM60 35V34H59ZM71 35V34H70ZM79 35V34H78ZM189 35V34H188ZM217 35V34H216ZM229 35V39H231L230 38V34H228ZM61 36V35H60ZM84 36V35H83ZM86 36V35H85ZM100 36V35H99ZM118 36V35H117ZM135 36V35H134ZM169 36V35H168ZM180 36V35H179ZM204 36V37H203ZM215 36V37H214ZM62 37V36H61ZM72 37H74V36H72ZM101 37V36H100ZM113 37V36H112ZM111 37V38H112ZM176 37V36H175ZM188 37V36H187ZM79 38V37H78ZM132 38V37H131ZM139 38V37H138ZM153 38V37H152ZM151 38V39H152ZM158 38V37H157ZM179 38V37H178ZM207 39V41L211 44H206L205 43V45H204V42H203V39ZM210 38V37H209ZM225 38V37H224ZM227 38H228V36H227ZM70 39V38H69ZM101 39V38H100ZM129 39V38H128ZM133 39V38H132ZM134 39H136L137 40V38H134ZM141 39V38H140ZM144 39V38H143ZM167 39V38H166ZM173 39H174V37H173ZM222 39V40H221ZM59 40V39H58ZM75 40V39H74ZM77 40V39H76ZM81 40V39H80ZM86 40V39H85ZM125 40V39H124ZM156 40V39H155ZM160 40V39H159ZM169 40V39H168ZM171 40V39H170ZM169 40V41H170ZM177 40V39H176ZM202 40V42H203V47H202V45H201V43H200V41ZM141 41V40H140ZM148 41H150V40H148ZM164 41H166V40H164ZM197 41H199V43L197 42ZM221 41V42H220ZM137 42V41H136ZM143 42V41H142ZM154 42V41H153ZM158 42H162V41H158ZM157 42V43H158ZM173 42V41H172ZM52 43V42H51ZM80 43V42H79ZM104 43V42H103ZM134 43V42H133ZM156 43V42H155ZM154 43V44H155ZM166 43V42H165ZM182 43V42H181ZM191 43V42H190ZM233 43V42H232ZM61 44V43H60ZM132 44V43H131ZM141 44V43H140ZM143 44V43H142ZM168 44V43H167ZM173 44V43H172ZM191 44H193V43H191ZM194 44H193V47H194ZM224 44V43H223ZM74 45V44H73ZM190 45V44H189ZM198 45V46H199ZM134 46V45H133ZM139 46V45H138ZM159 46V45H158ZM186 46H187V44H186ZM197 46V45H196ZM197 46V47H198ZM215 46V45H214ZM232 48H231V47ZM70 47V46H69ZM164 47V46H163ZM197 47H194L195 49L197 48ZM207 47V46H206ZM211 47V48H210ZM215 47H218V46H215ZM73 48V47H72ZM193 48V49H194ZM199 48V47H198ZM121 49V48H120ZM173 49V48H172ZM206 49V48H205ZM218 49V48H217ZM4 50V49H3ZM114 50V49H113ZM117 50V49H116ZM123 50V49H122ZM186 50H187V48H186ZM196 50H198V49H196ZM195 50V51H196ZM199 50H201V49H199ZM202 50V51H203ZM207 50H204V51H207ZM124 51V50H123ZM157 51H159V50H157ZM191 51V50H190ZM67 52V51H66ZM120 52H122V51H120ZM119 52V53H120ZM164 52V51H163ZM167 52H168V50H167ZM166 52V53H167ZM175 52V51H174ZM259 54H258V53ZM264 52V51H263ZM61 53V52H60ZM95 53V52H94ZM125 53V52H124ZM171 53V52H170ZM201 53V52H200ZM203 53V56H204V54L206 53V52H202ZM201 53V54H202ZM68 55H69V53H67ZM148 54V53H147ZM173 54V53H172ZM171 54V55H172ZM192 54V53H191ZM190 54V55H191ZM261 54V55H260ZM80 55V54H79ZM95 55V54H94ZM124 55V54H123ZM182 55V54H181ZM189 55V56H190ZM194 55H195V53H194ZM260 56L258 59H257V57L255 58V56ZM45 56V55H44ZM114 56V55H113ZM158 56V55H157ZM160 56V55H159ZM161 56H162V54H161ZM176 56V55H175ZM184 56V55H183ZM188 56V57H189ZM200 56V55H199ZM202 56V57H203ZM65 57V56H64ZM72 57V56H71ZM134 57V56H133ZM188 57H186V58H188ZM208 57H210L209 55H208ZM207 56H206V54H205V57H204V59H209V60H207L208 62L210 61V58H208ZM85 59H86V57H84ZM170 58V57H169ZM230 58H228V59H230ZM264 58V57H263ZM71 59V58H70ZM77 59V58H76ZM105 59V58H104ZM117 59H118V57H117ZM124 59V58H123ZM125 59H126V57H125ZM191 59V58H190ZM201 59V58H200ZM203 59V60H204ZM217 59V58H216ZM232 59H235V57H233ZM236 59H237V56H236ZM236 59H235V61H236ZM261 60V61H256V60ZM119 60H121V59H119ZM193 60V59H192ZM220 60V61H221ZM53 61H54V59H53ZM73 61V60H72ZM122 61V60H121ZM156 61V60H155ZM207 61H205V63L207 62ZM210 61V62H211ZM217 61V60H216ZM228 61V62H227ZM235 61H233V62H235ZM126 62V61H125ZM131 62V61H130ZM164 62V61H163ZM184 62V61H183ZM197 62V61H196ZM202 62V61H201ZM206 63V64H210V62L209 63ZM230 62H231V60H230ZM237 62H239V60H237L236 61V65H237ZM248 62L250 63V65L248 64ZM57 63V62H56ZM69 63V62H68ZM84 63V62H83ZM98 63H99V61H98ZM104 63H105V61H104ZM113 63V62H112ZM116 63V62H115ZM122 63V62H121ZM139 63V62H138ZM174 63V62H173ZM211 63V64H212ZM226 63H227V65H226ZM48 64V63H47ZM92 64V63H91ZM94 64V63H93ZM96 64V63H95ZM108 64V63H107ZM168 64V63H167ZM183 64V63H182ZM182 64H181V66H182ZM185 64H186V62H185ZM211 64H210V66H211ZM215 64V63H214ZM217 64V63H216ZM231 64H233L232 62H231ZM239 64H242V63H238V67L240 66ZM73 65V64H72ZM89 65H90V63H89ZM113 65H115L114 63H113ZM119 65H121V64H119ZM123 65V64H122ZM126 65V64H125ZM144 65V64H143ZM156 65V64H155ZM164 65H166V64H164ZM213 65V64H212ZM235 65V63H234V66L233 67H235L236 66ZM152 66V65H151ZM167 66V65H166ZM165 66V67H166ZM186 66V65H185ZM193 66H195V64L193 65ZM214 66V65H213ZM217 66V65H216ZM224 66V67H225ZM54 67V66H53ZM99 67H101V66H99ZM105 67V66H104ZM108 67V66H107ZM112 67V66H111ZM143 67V66H142ZM180 67V66H179ZM199 67V66H198ZM207 67H208V65H206V66H204V68H205V70L207 69ZM215 67V66H214ZM67 68V67H66ZM71 68V67H70ZM77 68V67H76ZM86 68V67H85ZM110 68V67H109ZM123 68V67H122ZM152 68V67H151ZM155 68H156V66H155ZM158 68V67H157ZM183 68H185V67H183ZM202 68V67H201ZM210 68H212V67H209L208 69H210ZM84 69V68H83ZM102 69V68H101ZM119 69H120V66H119ZM125 69V68H124ZM133 69V68H132ZM166 69V68H165ZM181 69V68H180ZM207 69V70H208ZM213 69L214 68H212V71H213ZM216 70L218 69V66L215 68ZM214 69V71L213 72H216V70ZM222 70L224 69V68H221ZM224 69V70H225ZM236 70L237 71V68L235 67V68H233V70ZM247 69H249V70H247ZM79 70V69H78ZM239 70V69H238ZM242 70V71H243ZM123 71V70H122ZM121 71V72H122ZM142 71H143V69H142ZM153 71V70H152ZM167 71V70H166ZM170 71V70H169ZM210 72H211V70H209ZM241 71V72H242ZM61 72V71H60ZM66 72V71H65ZM82 72H84V71H82ZM81 72V73H82ZM120 72V71H119ZM137 72H138V70H137ZM199 72H201V71H199ZM204 72V73H203ZM209 72V73H210ZM212 72V73H213ZM217 72H218V70H217ZM229 72V73H228ZM235 72V71H234ZM241 72L239 73V74H241ZM70 73V72H69ZM85 73V72H84ZM134 73V72H133ZM184 73V72H183ZM194 73V72H193ZM201 73H203V76H204V74H206V72L204 71V69L202 70V72ZM208 73V72H207ZM208 73V74H209ZM224 73V72H223ZM243 73V72H242ZM76 74V73H75ZM103 74V73H102ZM118 74V73H117ZM132 74V73H131ZM158 74H160V73H158ZM208 74H206V77L208 76ZM215 73H213L212 75H214ZM219 74L220 73H216L215 75H218L219 76ZM238 74V75H239ZM244 74V73H243ZM246 74V73H245ZM258 74L261 76V78L258 76ZM72 75V74H71ZM77 75H78V71H77ZM106 75V74H105ZM120 75V74H119ZM118 75V76H119ZM123 75V74H122ZM133 75H135V74H133ZM163 75V74H162ZM221 75H222V73H221ZM234 75H236V73L234 74ZM3 76V75H2ZM60 76V75H59ZM94 76V75H93ZM97 76V75H96ZM125 76V75H124ZM143 76V75H142ZM195 76H197L196 78H198V75L196 74ZM201 76H202V74H201ZM200 77V75H199V79L200 80H206L207 78L205 77ZM241 76H243L242 78L244 79V80H242V78H241ZM258 76V78L256 79V77ZM78 77V76H77ZM105 77V76H104ZM120 77V76H119ZM130 77V76H129ZM158 77V76H157ZM169 77V76H168ZM172 77V76H171ZM211 77V76H210ZM100 78V77H99ZM111 78V77H110ZM134 78V77H133ZM154 78V77H153ZM159 78V77H158ZM201 78H203V79H201ZM215 78H216V76H215ZM74 79V78H73ZM78 79V78H77ZM123 79V78H122ZM259 80L258 81V83H256L255 81H253V80ZM82 80V79H81ZM118 80V79H117ZM129 80V79H128ZM142 80V79H141ZM144 80V79H143ZM194 80V79H193ZM197 80V79H196ZM215 80V79H214ZM19 81H20V79H19ZM64 81V80H63ZM107 81V80H106ZM130 81V80H129ZM128 81V82H129ZM220 81V80H219ZM72 82H73V80H72ZM85 82V81H84ZM96 82H97V80H96ZM154 82V81H153ZM167 82V81H166ZM199 81H197V83H198ZM203 83H202V89L204 90L205 89V86H206V84H204V83H207L208 82V80L206 81V82H204V81H202ZM246 82H247V84H248V86H249V88L248 89H245V87L247 88V84H246ZM73 83H75V81L73 82ZM125 83V82H124ZM168 83H170V82H168ZM221 83V82H220ZM237 83H238V81H237ZM123 84V83H122ZM126 84V83H125ZM124 84V85H125ZM129 84V83H128ZM151 84V83H150ZM155 84V83H154ZM157 84V83H156ZM178 84V83H177ZM198 84H200V82L198 83ZM242 86H241V85ZM96 85V84H95ZM133 85V84H132ZM131 85V86H132ZM161 85V84H160ZM180 85V84H179ZM183 85V84H182ZM195 85H197V84H195ZM201 85V84H200ZM200 85L198 86L199 87V89L201 90V88H200ZM205 85V86H204ZM74 86V85H73ZM80 86V85H79ZM92 86V85H91ZM139 86V85H138ZM144 86V85H143ZM170 86V85H169ZM192 86V85H191ZM191 86H190V88H191ZM237 86V87H236ZM244 86V87H243ZM7 87H9V86H7ZM99 87V86H98ZM117 87V86H116ZM136 87V86H135ZM173 87V86H172ZM196 87V86H195ZM194 87V88H195ZM215 87V86H214ZM222 87V88H221ZM174 88V87H173ZM172 88V89H173ZM176 88H177V86H176ZM181 88V87H180ZM189 88V89H190ZM256 88H259L258 90L260 91V92H258L259 93V95H258V93H257V89ZM169 88H167V90H168ZM186 89V88H185ZM188 89V88H187ZM192 89V88H191ZM232 89V90H233ZM79 90V89H78ZM113 90V89H112ZM115 90V89H114ZM120 90H122V89H120ZM176 90V89H175ZM174 90V91H175ZM196 90V89H195ZM256 90V91H255ZM261 90H262V92L263 93H261ZM152 91V90H151ZM74 92H77V91H74ZM191 92V91H190ZM202 92V91H201ZM216 92H218V91H216ZM116 93V92H115ZM159 93V92H158ZM161 93V92H160ZM174 93V92H173ZM230 93V94H231ZM261 93V94H260ZM67 94V93H66ZM97 94V93H96ZM102 94V93H101ZM100 94V95H101ZM136 94V93H135ZM145 94V93H144ZM144 94H142V95H144ZM171 94H172V91H171ZM178 94V93H177ZM182 94V93H181ZM184 94V93H183ZM215 94V93H214ZM225 94H226V96L227 97H225ZM109 95V94H108ZM139 95V94H138ZM161 95V94H160ZM261 95V96H260ZM69 96V95H68ZM85 96H87V95H85ZM174 96H175V94H174ZM173 96V97H174ZM189 96V95H188ZM199 96V95H198ZM219 96V97H218ZM231 96H235L236 97V95H231ZM238 96H241L242 97V99L241 98H239ZM73 97V96H72ZM97 97V96H96ZM104 97V96H103ZM211 97H213V95L211 96ZM65 98V97H64ZM80 98V97H79ZM101 98V97H100ZM139 98V97H138ZM177 98V97H176ZM229 98V99H228ZM237 98H236V100H237ZM86 99V98H85ZM89 99V98H88ZM87 99V100H88ZM114 99V98H113ZM116 99V98H115ZM123 99V98H122ZM167 99H169V98H167ZM184 99V98H183ZM189 99V98H188ZM191 99V98H190ZM210 99V98H209ZM232 99V100H231ZM235 99V98H234ZM241 99V100H240ZM65 100V99H64ZM67 100V99H66ZM79 100V99H78ZM110 100V99H109ZM144 100V99H143ZM174 100V99H173ZM177 100V99H176ZM204 100H206V99H204ZM85 101V100H84ZM95 101V100H94ZM137 101V100H136ZM135 101V102H136ZM163 101V100H162ZM183 101V100H182ZM186 101V100H185ZM184 101V102H185ZM207 101V100H206ZM205 101V102H206ZM63 102V101H62ZM69 102V101H68ZM89 102V101H88ZM112 102V101H111ZM115 102V101H114ZM141 102H143V101H141ZM190 102H192V101H190ZM197 102V101H196ZM211 102V101H210ZM67 103V102H66ZM212 103V102H211ZM8 104V103H7ZM86 104V103H85ZM136 104V103H135ZM174 104V103H173ZM173 104H171V105H173ZM177 104H179V103H177ZM203 103H201V105H202ZM209 104V103H208ZM214 104H215V102H214ZM70 105V104H69ZM68 105V106H69ZM95 105V104H94ZM117 106H118V104H116ZM154 105V104H153ZM170 105V106H171ZM205 105V104H204ZM222 105H223V107H222ZM88 106V105H87ZM103 106V105H102ZM113 106V105H112ZM116 106V107H117ZM161 106V105H160ZM168 106V105H167ZM169 106V107H170ZM184 106H186L185 104H184ZM189 106V105H188ZM209 106V105H208ZM207 106V107H208ZM214 106V105H213ZM72 107V106H71ZM165 107V106H164ZM206 107V108H207ZM212 107V106H211ZM45 108V107H44ZM66 108H67V106H66ZM78 108V107H77ZM91 108V107H90ZM100 108V107H99ZM119 108V107H118ZM154 108H155V106H154ZM168 108V107H167ZM201 108V107H200ZM214 108V107H213ZM217 108V111L219 112V110H218V107L215 105V109ZM93 109V108H92ZM106 109V108H105ZM157 109V108H156ZM171 109V108H170ZM197 109V108H196ZM214 109V110H215ZM103 110V109H102ZM107 110V109H106ZM112 110V109H111ZM131 110V109H130ZM133 110V109H132ZM152 110V109H151ZM164 110V109H163ZM175 110V109H174ZM179 110V109H178ZM177 109H176V111H178ZM184 110V109H183ZM214 110H212L213 111V114L215 115V116H218V117H215L214 115V118H218V120H219V115H221V114H223L224 112L222 111V110H220V111H222V112H220L219 113V115L218 114H216V112H214ZM96 111H98V110H96ZM117 111V110H116ZM147 111V110H146ZM146 111H145V113H146ZM153 111V110H152ZM165 111V110H164ZM170 111V110H169ZM2 112H3V110H2ZM78 112V111H77ZM119 112V111H118ZM138 112V111H137ZM148 112V111H147ZM158 112H160V111H158ZM198 112H199V110H198ZM225 112V113H226ZM246 112H247V114H246ZM65 113V112H64ZM83 113V112H82ZM101 113V112H100ZM111 113V112H110ZM123 113V112H122ZM127 113V112H126ZM156 113V112H155ZM161 113V112H160ZM165 113V112H164ZM175 113V112H174ZM208 113V112H207ZM224 113V114H225ZM115 114V113H114ZM143 114V113H142ZM179 114V113H178ZM193 114V113H192ZM195 114V113H194ZM223 114V115H224ZM64 115V114H63ZM69 115H71V114H69ZM113 115V114H112ZM152 115V114H151ZM167 115H169V114H167ZM223 115H221L220 117L222 118H220L221 120H223V118H225V117H223ZM227 115V114H226ZM226 115H224V116H226ZM88 116V115H87ZM118 116V115H117ZM178 116V115H177ZM186 116V115H185ZM188 116V115H187ZM212 116V117H213ZM77 117V116H76ZM126 117V116H125ZM164 117V116H163ZM166 117V116H165ZM179 117V116H178ZM189 117H190V115H189ZM195 117V116H194ZM202 117V116H201ZM81 118V117H80ZM93 118V117H92ZM132 118V117H131ZM142 118H145V117H142ZM154 118V117H153ZM152 118V119H153ZM168 118V117H167ZM177 118V117H176ZM175 118V119H176ZM181 118V117H180ZM206 119H207V117H205ZM214 118L212 119V120H214ZM47 119H49V118H47ZM83 119V118H82ZM87 119V118H86ZM112 119V118H111ZM148 119H150L149 117H148ZM165 119V118H164ZM179 119V118H178ZM177 119V120H178ZM193 119V118H192ZM196 119V118H195ZM204 119V118H203ZM205 119V120H206ZM210 119H211V117H210ZM140 120V119H139ZM138 120V121H139ZM154 120V119H153ZM211 120V121H212ZM36 121V120H35ZM65 121V120H64ZM91 121V120H90ZM94 121V120H93ZM100 121V120H99ZM156 121H157V119H156ZM184 121V120H183ZM203 121V120H202ZM210 121V120H209ZM208 121V122H209ZM232 121V122H231ZM4 122H6V121H4ZM106 122V121H105ZM119 122V121H118ZM121 122V121H120ZM127 122V121H126ZM133 122V121H132ZM158 122V121H157ZM169 122V121H168ZM182 122V121H181ZM192 122V121H191ZM197 122V121H196ZM261 122H263V123H261ZM7 123H8V121H7ZM67 123V122H66ZM134 123V122H133ZM167 123V122H166ZM173 123V122H172ZM210 123V122H209ZM208 123V124H209ZM218 123V122H217ZM223 123V124H224ZM250 123V125H248ZM6 124V123H5ZM9 124H10V122H9ZM39 124V123H38ZM85 124V123H84ZM96 124V123H95ZM136 124V123H135ZM153 124V123H152ZM179 124V123H178ZM187 124V123H186ZM207 124V123H206ZM211 124V123H210ZM251 124H254L253 126L251 125ZM18 125H21V124H18ZM45 125H46V123H45ZM72 125V124H71ZM87 125V124H86ZM112 125V124H111ZM132 125H134V124H132ZM140 125V124H139ZM147 125V124H146ZM160 125H162V124H160ZM174 125V124H173ZM184 125V124H183ZM189 125V124H188ZM217 125V124H216ZM0 126H2V125H0ZM13 126V125H12ZM17 126V125H16ZM136 126V125H135ZM155 126V125H154ZM168 126V125H167ZM203 126V125H202ZM214 126V125H213ZM218 126H219V124H218ZM251 126H252V128H251ZM5 127V126H4ZM9 127V126H8ZM33 127V126H32ZM113 127V126H112ZM116 127V126H115ZM120 127V126H119ZM150 127V126H149ZM160 127V126H159ZM171 127V126H170ZM176 127H178V125L176 126ZM225 127H227V129L225 128ZM15 128V127H14ZM30 128V127H29ZM81 127H79V128H76V129H80ZM97 127H95V129L94 130H97L96 129ZM98 128H100V127H98ZM106 128V127H105ZM130 128H131V125H130ZM130 128H127L128 130L130 129ZM165 128V127H164ZM173 128H175V127H173ZM191 128V127H190ZM202 128H204V127H202ZM241 128V129H240ZM250 128L252 129V130H250ZM3 129V128H2ZM7 129H9V128H7ZM34 129V128H33ZM103 129V128H102ZM157 129V128H156ZM168 129V128H167ZM184 129V128H183ZM209 129V128H208ZM215 129V128H214ZM93 130V131H94ZM105 130V129H104ZM116 130V129H115ZM127 130V131H128ZM137 130H139V129H137ZM149 130V129H148ZM155 130V129H154ZM158 130V129H157ZM165 130V129H164ZM175 130H177L176 128H175ZM180 130V129H179ZM200 130H202V129H200ZM200 130H199V132H200ZM231 130V129H230ZM4 131H6L5 129H4ZM31 131V130H30ZM34 131V130H33ZM85 131V130H84ZM90 131V130H89ZM88 131V132H89ZM92 131V132H93ZM98 131V130H97ZM102 131V130H101ZM126 131V130H125ZM132 131V130H131ZM144 131V130H143ZM145 131H147V130H145ZM170 131V130H169ZM186 131V130H185ZM185 131H183V132H185ZM213 131V130H212ZM37 132V131H36ZM87 132V133H88ZM96 132V131H95ZM99 132H100V130H99ZM98 132V133H99ZM106 132V131H105ZM105 132H102V133H105ZM112 132V131H111ZM134 132V131H133ZM171 132H172V130H171ZM196 132V131H195ZM198 132V133H199ZM207 132V131H206ZM229 132V131H228ZM28 133V132H27ZM97 133V134H98ZM107 133V132H106ZM128 132H126V134H127ZM132 133V132H131ZM144 133V132H143ZM146 133V132H145ZM158 133V132H157ZM161 133V132H160ZM189 133V132H188ZM209 133H210V131H209ZM208 133V134H209ZM220 133H222V137H223V139L221 138V136L220 135H218V134H220ZM12 134V133H11ZM16 134V133H15ZM66 134V133H65ZM82 134V133H81ZM94 134V133H93ZM92 134V135H93ZM136 134V133H135ZM154 134H155V132H154ZM164 134V133H163ZM175 134H176V131H175ZM179 134V133H178ZM181 134V133H180ZM193 134V133H192ZM1 135H2V133H1ZM22 135H24V134H22ZM28 135V134H27ZM27 135H25V136H27ZM48 135H51V134H48ZM102 135H105V134H102ZM110 135V134H109ZM124 135V134H123ZM130 135V134H129ZM138 136H139V134H137ZM144 135V134H143ZM160 135V134H159ZM158 135V136H159ZM185 135V134H184ZM184 135H181V136H184ZM187 135V134H186ZM196 135V134H195ZM194 135V136H195ZM202 134H200V136H201ZM206 135V134H205ZM204 135V136H205ZM225 135V134H224ZM229 135V134H228ZM244 135V134H243ZM15 136V135H14ZM17 136V135H16ZM16 136H15V138H16ZM35 136V135H34ZM66 136V135H65ZM91 136V135H90ZM100 136H101V132H100ZM132 136V135H131ZM154 136H156V135H154ZM170 136H172L171 134H170ZM218 136H220V138L218 137ZM85 137V136H84ZM83 137V138H84ZM93 137V136H92ZM111 137H112V134H111ZM110 137V138H111ZM125 137V136H124ZM132 137H134V136H132ZM136 137V136H135ZM157 137V136H156ZM155 137V138H156ZM166 137V136H165ZM178 137V136H177ZM187 137H188V135H187ZM11 138H12V136H11ZM29 138V137H28ZM40 138H41V136H40ZM65 138V137H64ZM94 138V140H96L95 138L96 137H93ZM98 138V137H97ZM100 138H102L103 139V136L102 137H100ZM129 138V137H128ZM131 138V137H130ZM150 138V137H149ZM183 138V137H182ZM207 138V137H206ZM208 138V139H209ZM68 139V138H67ZM77 139V138H76ZM87 139V138H86ZM137 139V138H136ZM135 139V140H136ZM174 139V138H173ZM175 139H177V138H175ZM185 139V138H184ZM188 139V138H187ZM192 139V138H191ZM21 140V139H20ZM58 140V139H57ZM85 140V139H84ZM98 140V139H97ZM105 140V139H104ZM108 140H109V138H108ZM122 140H123V138H122ZM155 140V139H154ZM170 140V139H169ZM181 140V139H180ZM179 140V141H180ZM203 140V139H202ZM207 140V139H206ZM235 140H236V143H235ZM12 141V140H11ZM55 141V140H54ZM90 141V140H89ZM103 141V140H102ZM112 141V140H111ZM125 141V140H124ZM132 141V140H131ZM143 141H144V139H143ZM167 141V140H166ZM199 141V140H198ZM240 141V140H239ZM10 142V141H9ZM20 142V141H19ZM71 142V141H70ZM96 142V141H95ZM120 142V141H119ZM137 142V141H136ZM150 142V141H149ZM159 142V141H158ZM162 142V141H161ZM172 142V141H171ZM184 142H186V141H184ZM24 143H26V142H24ZM54 143V142H53ZM112 143V142H111ZM138 143V142H137ZM148 143V142H147ZM146 143V144H147ZM168 143V142H167ZM166 143V144H167ZM180 143V142H179ZM182 143H183V141H182ZM189 143V142H188ZM191 143H192V141H191ZM190 143V144H191ZM195 143H197V142H195ZM27 144V143H26ZM25 144V145H26ZM31 144V143H30ZM65 144V143H64ZM126 144V143H125ZM145 144V145H146ZM157 144V143H156ZM164 144V143H163ZM169 144V143H168ZM172 144V146H174V144L173 143H170L169 145H171ZM21 145V144H20ZM25 145H21V146H25ZM29 145V144H28ZM54 145V144H53ZM103 145V144H102ZM127 145H129V144H127ZM133 145V144H132ZM152 145H154V144H152ZM162 145V144H161ZM226 145V146H225ZM227 145H228V153L226 152V151H223V149L225 148V147H227ZM72 146V145H71ZM74 146H75V144H74ZM99 146H101V144L99 145ZM98 146V147H99ZM140 146V145H139ZM168 146V145H167ZM178 146H180V145H178ZM182 146V145H181ZM184 146V145H183ZM193 146V144L191 145V148L193 149L194 147H192ZM230 146L231 147H233V151L232 150H229V149H231L230 148ZM247 146V145H246ZM105 147V146H104ZM103 147V148H104ZM107 147V146H106ZM126 147V146H125ZM146 147V146H145ZM163 147V146H162ZM170 147V146H169ZM17 148V147H16ZM25 148H27V146L25 147ZM32 148V147H31ZM35 148L37 149V147L35 146ZM40 148V147H39ZM77 148V147H76ZM101 148V147H100ZM134 148V147H133ZM158 148V147H157ZM167 148V147H166ZM171 148V147H170ZM8 149H10V148H8ZM8 149H7V151H8ZM58 149V148H57ZM68 149V148H67ZM168 149V148H167ZM174 150H175V148H173ZM179 149V148H178ZM186 149H188V148H186ZM191 149V150H192ZM212 149L214 150V149H216L217 151H218V153L220 154L216 159V162H215V160H214V162L215 163H217L216 164V167H214V169H212L210 166H208V162H207V158H206V155H207V153H209L210 155L211 154H214V153H211V151H212ZM30 150V149H29ZM52 150H53V148H52ZM55 150V149H54ZM173 150V151H174ZM180 150V149H179ZM190 150V149H189ZM215 150V152H217ZM225 150V149H224ZM10 151V150H9ZM38 151V150H37ZM163 151V150H162ZM171 151V150H170ZM222 151V152H221ZM232 151V152H231ZM23 152V151H22ZM47 152V151H46ZM56 152V151H55ZM80 152V151H79ZM82 152V151H81ZM139 152V151H138ZM137 152V153H138ZM160 152V151H159ZM177 153L179 152V151H176ZM212 152H214V151H212ZM10 153V152H9ZM37 153V152H36ZM54 153V152H53ZM104 153H105V151H104ZM195 153V152H194ZM193 153V154H194ZM12 154H14V152L12 153ZM15 154H16V152H15ZM24 154H25V152H24ZM60 154V153H59ZM65 154V153H64ZM179 154V153H178ZM208 154V155H209ZM16 155H18V154H16ZM15 155V156H16ZM32 155V154H31ZM51 155V154H50ZM49 155V156H50ZM89 155V154H88ZM136 155V154H135ZM147 155V154H146ZM155 155V154H154ZM196 155V154H195ZM209 155V156H210ZM215 155V154H214ZM218 155V154H217ZM11 156V155H10ZM142 156V155H141ZM151 156V155H150ZM149 156V157H150ZM161 156V155H160ZM212 156V155H211ZM210 156V157H211ZM156 157V156H155ZM175 157V156H174ZM61 158V157H60ZM80 158V157H79ZM96 158V157H95ZM122 158V157H121ZM153 158V157H152ZM162 158V157H161ZM186 158V157H185ZM190 158V157H189ZM188 158V159H189ZM11 159V158H10ZM9 159V160H10ZM25 159V158H24ZM23 159V160H24ZM159 159V158H158ZM213 159V158H212ZM214 159H215V157H214ZM222 159H225L224 160V162L226 163H229V164H227V165H224V164H222L221 162H222ZM246 159V160H245ZM2 160V159H1ZM22 160V159H21ZM67 160V159H66ZM83 160V159H82ZM160 160V159H159ZM192 160V159H191ZM6 161V160H5ZM11 161V160H10ZM15 161V160H14ZM57 161V160H56ZM69 161V160H68ZM85 161V160H84ZM137 161H140V159L139 160H137ZM136 161V162H137ZM152 161V160H151ZM156 161V160H155ZM154 161V162H155ZM158 161V160H157ZM12 162V161H11ZM61 162V161H60ZM71 162V161H70ZM86 162V161H85ZM91 162V161H90ZM98 162H100V160L98 161ZM115 162V161H114ZM134 162H135V160H134ZM135 162V163H136ZM149 162V161H148ZM211 162H213V160L211 161ZM214 162H213V164H214ZM1 163V162H0ZM17 163V162H16ZM69 163V162H68ZM103 163V162H102ZM144 163L146 164V165H149L148 163H146L145 161H144ZM156 163V162H155ZM174 163V162H173ZM181 163V162H180ZM179 163V164H180ZM49 164V163H48ZM66 164V163H65ZM72 164V163H71ZM160 164V163H159ZM176 165H178L177 163H175ZM184 164V163H183ZM186 164V163H185ZM194 164V163H193ZM212 164V165H213ZM0 165H3V164H0ZM20 165H21V163H20ZM47 165V164H46ZM96 165V164H95ZM101 165V164H100ZM131 165V164H130ZM215 165V164H214ZM54 166V165H53ZM52 166V167H53ZM68 166H70V165H68ZM80 166V165H79ZM113 166V165H112ZM152 166H154V165H152ZM159 166V165H158ZM182 166V165H181ZM247 166H249L250 168H251V174H248L247 172V170H244ZM51 167V168H52ZM72 167V166H71ZM105 167V166H104ZM116 167V166H115ZM139 167V166H138ZM137 167V168H138ZM150 167V166H149ZM187 167H189V166H187ZM48 168V167H47ZM70 168V167H69ZM156 168H158V167H156ZM196 168H194V169H196ZM1 169V168H0ZM72 169V168H71ZM70 169V170H71ZM98 169V168H97ZM116 169V168H115ZM130 169V168H129ZM139 169V168H138ZM150 169H151V167H150ZM149 169V170H150ZM179 169V168H178ZM2 170V169H1ZM8 170V169H7ZM30 170V169H29ZM43 170V169H42ZM52 170V169H51ZM56 170V169H55ZM59 170V169H58ZM96 170V169H95ZM153 170V169H152ZM157 170V169H156ZM181 170V169H180ZM185 170V169H184ZM187 170V169H186ZM197 170V169H196ZM250 170V169H249ZM113 171V170H112ZM127 171V170H126ZM159 171V170H158ZM246 171V172H245ZM17 172V171H16ZM54 172V171H53ZM72 172V171H71ZM75 172V171H74ZM77 172V171H76ZM87 172V171H86ZM177 172H179V171H177ZM193 172H194V170H193ZM231 173V175L232 176H230L231 177V179L228 177V175H227V173ZM24 173V172H23ZM31 173V172H30ZM106 173H107V171H106ZM154 173V172H153ZM164 173V172H163ZM195 173V172H194ZM229 173V174H230ZM49 174V173H48ZM56 174V173H55ZM73 174V173H72ZM75 174V173H74ZM86 174V173H85ZM84 174V176H87V175H85ZM115 174V173H114ZM117 174V173H116ZM178 174V173H177ZM11 175V174H10ZM13 175V174H12ZM69 175V174H68ZM77 175V174H76ZM120 175V174H119ZM124 175V174H123ZM152 175V174H151ZM189 175V174H188ZM253 175H254V178H253ZM23 176H25V175H23ZM55 176H57V175H55ZM60 176V175H59ZM62 176V175H61ZM75 176V175H74ZM79 176V175H78ZM96 176V175H95ZM116 176V175H115ZM156 177H157V175H155ZM5 177V176H4ZM49 177H51V176H49ZM75 177H77V176H75ZM88 177V176H87ZM118 177V176H117ZM122 177V176H121ZM129 177V176H128ZM151 177V176H150ZM153 177V176H152ZM155 177V178H156ZM183 177V176H182ZM189 177V176H188ZM255 177H259L260 179H263L262 180V182H259V178H255ZM19 178V177H18ZM62 178V177H61ZM60 178V179H61ZM84 178V177H83ZM125 178V177H124ZM169 178V177H168ZM190 178V177H189ZM198 178V177H197ZM7 179V178H6ZM27 179V178H26ZM44 179V178H43ZM48 179V178H47ZM68 179V178H67ZM76 179V178H75ZM80 179V178H79ZM92 179H93V177H92ZM118 179V178H117ZM180 179V178H179ZM257 179H259V180H257ZM11 180V179H10ZM39 180V179H38ZM84 181H85V178L83 179ZM99 180V179H98ZM115 180H116V178H115ZM120 180V179H119ZM152 180V179H151ZM8 181V180H7ZM16 181V180H15ZM40 181V180H39ZM38 181V182H39ZM67 181V180H66ZM69 181V180H68ZM97 180H96V177H95V182H96ZM185 181V180H184ZM49 182V181H48ZM59 182V181H58ZM100 182V181H99ZM118 182V181H117ZM172 182V181H171ZM17 183V182H16ZM61 183V182H60ZM78 183V182H77ZM88 183H90V182H88ZM87 182H86V184H88ZM97 183V182H96ZM121 183V182H120ZM153 183V182H152ZM177 183V182H176ZM196 183V182H195ZM40 184V183H39ZM64 184V183H63ZM67 184H68V182H67ZM74 184V183H73ZM99 184V183H98ZM110 184V183H109ZM181 184V183H180ZM66 185V184H65ZM126 185H128V184H126ZM246 186V188H244V187H242V186ZM45 186V185H44ZM56 186V185H55ZM60 186V185H59ZM58 186V187H59ZM66 186H68V185H66ZM86 186V185H85ZM93 186H95V185H93ZM96 186H98L97 184H96ZM152 186V185H151ZM155 186V185H154ZM202 186V185H201ZM204 186V185H203ZM202 186V187H203ZM242 188H241V187ZM15 187H16V185H15ZM35 187V186H34ZM51 187V186H50ZM69 187H70V185H69ZM87 187V186H86ZM103 187H105V186H103ZM109 187V186H108ZM116 187H119V185L118 186H116ZM123 187V186H122ZM125 187V186H124ZM128 187V186H127ZM20 188V187H19ZM40 188V187H39ZM80 188V187H79ZM129 188V187H128ZM154 188V187H153ZM30 189V188H29ZM68 189V188H67ZM84 189V188H83ZM91 189H93V188H91ZM131 189V188H130ZM138 189V188H137ZM160 189V188H159ZM95 190V189H94ZM155 190V189H154ZM166 190V189H165ZM174 190V189H173ZM206 190V189H205ZM210 190V191H211ZM40 191V190H39ZM126 191V190H125ZM137 191V190H136ZM25 192V191H24ZM46 192V191H45ZM92 192V191H91ZM95 192V191H94ZM118 192V191H117ZM179 192V191H178ZM208 192V191H207ZM254 192H257L258 194H261V195H258V197L257 196H255V193ZM33 193V192H32ZM34 193H35V191H34ZM47 193V192H46ZM62 193V192H61ZM72 193V192H71ZM84 193V192H83ZM93 193V192H92ZM113 193H115V192H113ZM123 193V192H122ZM206 193V192H205ZM57 194V193H56ZM118 194V193H117ZM163 194V193H162ZM203 194V193H202ZM208 194V193H207ZM31 195V194H30ZM34 195V194H33ZM36 195V194H35ZM41 195V194H40ZM52 195V194H51ZM72 195V194H71ZM164 195V194H163ZM176 195H177V192H176ZM186 195V194H185ZM210 195H212V194H210ZM37 196H38V194H37ZM60 196V195H59ZM101 196V195H100ZM136 196V195H135ZM152 196V195H151ZM213 197H214V195H212ZM33 197V196H32ZM39 197V196H38ZM47 197V196H46ZM98 197V196H97ZM115 197H117V196H115ZM131 197V196H130ZM143 197V196H142ZM141 197V198H142ZM184 197V196H183ZM204 197V196H203ZM211 197V196H210ZM264 197V196H263ZM36 198V197H35ZM96 198V197H95ZM94 198V199H95ZM121 198V197H120ZM154 198V197H153ZM176 198H178V197H176ZM175 198V199H176ZM199 198V197H198ZM4 199V198H3ZM19 199V198H18ZM34 199V198H33ZM32 199V200H33ZM78 199V198H77ZM83 199V198H82ZM87 199V198H86ZM113 199V198H112ZM143 199V198H142ZM173 199V198H172ZM180 199V198H179ZM178 199V200H179ZM5 200V199H4ZM34 200H36V199H34ZM61 200H63V199H61ZM67 200V199H66ZM70 200V199H69ZM88 200V199H87ZM97 200V199H96ZM114 200V199H113ZM135 200V199H134ZM158 200H159V198H158ZM161 200V199H160ZM169 200V199H168ZM193 200V199H192ZM65 201V200H64ZM112 201V200H111ZM119 201V200H118ZM126 201V200H125ZM153 201H154V199H153ZM161 201H164V200H161ZM161 201H159L160 203H161ZM165 201H166V199H165ZM180 201V203H181V200H179ZM61 202V201H60ZM71 201H69V203H70ZM75 202V201H74ZM90 201H88L87 203H89ZM109 202V201H108ZM156 202V201H155ZM168 202V201H167ZM172 202V201H171ZM176 202V201H175ZM184 202V201H183ZM186 202V201H185ZM222 202H224L223 204H222ZM102 203V202H101ZM104 203V202H103ZM152 203V202H151ZM154 203V202H153ZM170 203V202H169ZM174 203V202H173ZM178 203V202H177ZM188 203V202H187ZM204 203V202H203ZM46 204V203H45ZM97 204V203H96ZM106 204V203H105ZM120 204V203H119ZM138 204V203H137ZM171 204V203H170ZM176 204V203H175ZM174 204V205H175ZM237 204H239V206H240V204L242 205V204H244L245 205V207L243 208V206H240V208H238L237 207ZM247 204V205H246ZM257 204V205H258ZM64 205H66V204H64ZM109 205V204H108ZM167 205H169V204H167ZM256 205V206H257ZM259 205L257 206V207H259ZM57 206V205H56ZM100 206V205H99ZM118 206V205H117ZM122 206V205H121ZM140 206H142V205H140ZM181 206V205H180ZM186 206V205H185ZM195 206V205H194ZM262 206V205H261ZM19 207V206H18ZM55 207V206H54ZM72 207V206H71ZM101 207V206H100ZM167 207V206H166ZM165 207V208H166ZM196 207V206H195ZM221 207V208H220ZM21 208V207H20ZM46 208V207H45ZM51 208H53V207H51ZM61 208V207H60ZM74 208V207H73ZM87 208V207H86ZM97 208V207H96ZM150 208V207H149ZM169 208H172V207H169ZM216 208V207H215ZM260 208V207H259ZM10 209V208H9ZM92 209V208H91ZM175 209V208H174ZM210 209V208H209ZM214 209V208H213ZM67 210H69V208L67 209ZM80 210V209H79ZM88 210V209H87ZM98 210V209H97ZM96 210V211H97ZM118 210V209H117ZM137 210V209H136ZM199 210V209H198ZM206 210V209H205ZM261 210V213L263 214V212H264V206H263V209H260ZM83 211V210H82ZM89 211V210H88ZM94 211V210H93ZM92 211V212H93ZM139 211V210H138ZM163 211V210H162ZM165 211V210H164ZM207 211H209V210H207ZM211 211V210H210ZM218 211V210H217ZM53 212V211H52ZM66 212V211H65ZM78 212V211H77ZM86 212V211H85ZM108 212H110V211H108ZM171 212V211H170ZM187 212V211H186ZM199 212V211H198ZM213 212H214V210H213ZM56 213V212H55ZM84 213V212H83ZM168 213V212H167ZM184 213H185V211H184ZM206 213V212H205ZM19 214V213H18ZM35 214V213H34ZM70 214V213H69ZM75 214V213H74ZM74 214H73V216H74ZM92 214V213H91ZM100 214V213H99ZM138 214V213H137ZM152 214V213H151ZM173 214V213H172ZM181 214V213H180ZM192 214V213H191ZM209 214V213H208ZM82 215V214H81ZM109 215V214H108ZM136 215V214H135ZM204 215V214H203ZM215 215V214H214ZM105 216V215H104ZM166 216H167V214H166ZM168 216H169V214H168ZM174 216H176V215H174ZM183 216V215H182ZM186 216V215H185ZM198 216V215H197ZM206 216V215H205ZM228 216V215H227ZM246 215H244V217H245ZM10 217V216H9ZM39 217V216H38ZM58 217H60V216H58ZM68 217V216H67ZM77 217V216H76ZM109 217V216H108ZM115 217V216H114ZM113 217V218H114ZM179 217V216H178ZM201 217V216H200ZM242 217V216H241ZM250 217H251V215H250ZM5 218V217H4ZM83 218H84V216H83ZM93 218V217H92ZM127 218V217H126ZM144 218H145V216H144ZM231 218H233V217H231ZM259 218V217H258ZM258 218H257V220H258ZM264 218V217H263ZM102 219V218H101ZM167 219V218H166ZM216 219V218H215ZM229 219V218H228ZM234 219V218H233ZM235 219H236V217H235ZM242 219V218H241ZM255 219V218H254ZM59 220V219H58ZM71 220H72V216H71ZM131 220V219H130ZM158 220V219H157ZM170 220V219H169ZM237 220H239V219H237ZM237 220H234L235 222H237ZM246 221L248 220V219H245ZM260 221H258V222H262V220H263V222H264V219H259ZM33 221V220H32ZM76 221V220H75ZM167 221V220H166ZM203 221V220H202ZM241 221V220H240ZM250 221H251V218H250ZM252 221H254V220H252ZM12 222V221H11ZM21 222V221H20ZM42 222V221H41ZM68 222V221H67ZM81 222V221H80ZM129 222V221H128ZM144 222V221H143ZM154 222V221H153ZM173 222V221H172ZM213 222V221H212ZM218 222V221H217ZM232 222H233V220H232ZM234 222V223H235ZM247 222H249V221H247ZM255 222V221H254ZM2 223H4V222H2ZM13 223V222H12ZM56 223H58V222H56ZM76 223V222H75ZM95 223V222H94ZM135 223V222H134ZM167 223V222H166ZM226 223V222H225ZM233 223V224H234ZM238 223V222H237ZM240 223V222H239ZM242 223H243V221H242ZM245 223V222H244ZM256 223V222H255ZM149 224V223H148ZM211 224V223H210ZM247 224V223H246ZM258 224H260V223H258ZM12 225V224H11ZM29 225V224H28ZM56 225H58V224H56ZM59 225H60V223H59ZM106 225V224H105ZM132 225V224H131ZM143 225V224H142ZM177 225V224H176ZM214 225H215V223H214ZM234 225H236V223L234 224ZM237 225H240V224H237ZM243 225L244 224H242V226L240 225V227H241V229H238V232H239V230H243ZM248 225V224H247ZM247 225H245V227H247ZM253 225V224H252ZM261 225V224H260ZM126 226V225H125ZM139 226V225H138ZM145 226V225H144ZM205 226V225H204ZM207 226H209V225H207ZM223 226V225H222ZM264 226V225H263ZM20 227V226H19ZM99 227V226H98ZM119 227V226H118ZM131 227V226H130ZM174 227V226H173ZM210 227V226H209ZM208 227V228H209ZM238 227V226H237ZM236 227V228H237ZM239 227V228H240ZM243 227V228H242ZM249 227V226H248ZM253 227V226H252ZM258 228H259V226H257ZM142 228V227H141ZM148 228V227H147ZM153 228V227H152ZM156 228V227H155ZM171 228H172V226H171ZM179 228V227H178ZM184 228V227H183ZM196 228H197V226H196ZM204 228H206V227H204ZM211 228V227H210ZM230 228V227H229ZM29 229V228H28ZM57 229V228H56ZM79 229V228H78ZM146 229V228H145ZM157 229V228H156ZM214 229V228H213ZM221 229V228H220ZM245 229V228H244ZM264 229V228H263ZM263 229H261V230H263ZM10 230V229H9ZM74 230V229H73ZM95 230V229H94ZM142 229H140V231H141ZM170 230V229H169ZM216 230V229H215ZM253 230H255V228L253 229ZM260 230V229H259ZM258 230V231H259ZM11 231V230H10ZM44 231V230H43ZM111 231V230H110ZM158 231V230H157ZM199 231V230H198ZM214 231V230H213ZM227 231H229V230H227ZM227 231L225 232V231H223L224 233H226V235H227V237H229V235L227 234ZM247 231V230H246ZM257 231V230H256ZM16 232V231H15ZM24 232V231H23ZM33 232V231H32ZM45 232V231H44ZM116 232V231H115ZM132 232V231H131ZM191 232H193V231H191ZM202 232V231H201ZM230 232V231H229ZM262 232V231H261ZM17 233V232H16ZM31 233V232H30ZM47 233V232H46ZM52 233V232H51ZM99 233V232H98ZM208 233V232H207ZM213 233V232H212ZM39 234H40V232H39ZM50 234V233H49ZM86 234V233H85ZM109 234V233H108ZM202 234V233H201ZM205 234V233H204ZM234 234H235V232L233 233V235L232 234H230V239H238L237 238V235H236V237L234 236ZM243 233H241V235L240 236H243L242 235ZM247 234V233H246ZM259 234H260V232H259ZM44 235V234H43ZM66 235H67V233H66ZM92 235V234H91ZM145 235V234H144ZM206 235V234H205ZM208 235V234H207ZM232 235V236H231ZM238 235H239V233H238ZM70 236V235H69ZM86 236V235H85ZM141 236V235H140ZM143 236V235H142ZM141 236V237H142ZM152 236V235H151ZM190 236V235H189ZM213 236H215L214 234H213ZM213 236H211V237H213ZM219 236V235H218ZM222 236H224V235H222ZM250 236L252 237V236H254L255 238H259V240L260 239H263V241H264V235L263 234H260V236L257 234V233H252L251 235H249V238H250ZM34 237V236H33ZM37 237V236H36ZM39 237V236H38ZM38 237H37V239H38ZM77 237V236H76ZM79 237V236H78ZM110 237V236H109ZM137 237V236H136ZM226 237V236H225ZM248 237V236H247ZM14 238V237H13ZM42 238V237H41ZM82 238H83V236H82ZM143 238V237H142ZM192 238V237H191ZM240 238V237H239ZM243 238V237H242ZM50 239V238H49ZM85 239V238H84ZM90 239V238H89ZM93 239V238H92ZM97 239V238H96ZM105 239V238H104ZM226 239V238H225ZM229 239V240H230ZM244 239L247 241V239H246V237H244ZM250 239H254V238H250ZM12 240V239H11ZM21 240V239H20ZM83 240V239H82ZM86 240V239H85ZM98 240V239H97ZM109 240V239H108ZM208 240V239H207ZM223 240V239H222ZM240 240V239H239ZM258 240V241H259ZM51 241V240H50ZM105 241V240H104ZM118 241V240H117ZM150 241V240H149ZM192 241V240H191ZM193 241H195V240H193ZM202 241V240H201ZM214 241V240H213ZM234 241H236V240H234ZM242 240H240V242H241ZM257 241V240H256ZM46 242H47V240H46ZM116 242V241H115ZM195 242H197V241H195ZM233 242V241H232ZM239 241L237 240V243H238ZM243 242L245 243V241L243 240ZM253 243V241H251V240H249V241H247V245L248 246H251L252 247V249L253 248H257V249H260L261 250V248H260V246L257 244L256 245V243H255V241H254V243ZM51 243V242H50ZM89 243V242H88ZM168 243V242H167ZM209 243V242H208ZM228 243V242H227ZM234 243V242H233ZM264 243V242H263ZM82 244V243H81ZM84 244V243H83ZM83 244H82V246H81V249H84L83 248ZM86 244V243H85ZM91 244V243H90ZM114 244V243H113ZM187 244V243H186ZM226 244V243H225ZM242 244V243H241ZM261 244V243H260ZM69 245V244H68ZM73 245V244H72ZM233 245V244H232ZM262 245V244H261ZM35 246V245H34ZM48 246V245H47ZM137 246V245H136ZM150 246V245H149ZM185 246V245H184ZM187 246V245H186ZM234 246V245H233ZM238 246V245H237ZM242 246V245H241ZM264 246V245H263ZM33 247V246H32ZM37 247V246H36ZM64 247V246H63ZM88 247V246H87ZM100 247V246H99ZM179 247V246H178ZM227 247V246H226ZM244 247V246H243ZM107 248V247H106ZM124 248V247H123ZM170 248V247H169ZM188 248V247H187ZM206 248V247H205ZM208 248V247H207ZM227 248H229V247H227ZM233 248H236V247H233ZM232 248V249H233ZM237 248H239V247H237ZM237 248H236V250H237ZM86 249V248H85ZM127 249V248H126ZM243 249V248H242ZM36 250V249H35ZM39 250V249H38ZM43 250V249H42ZM63 250V249H62ZM68 250H70V249H68ZM87 251L89 250V248H87L86 249ZM191 250V249H190ZM197 250V249H196ZM217 250H218V248H217ZM226 250V249H225ZM235 249L233 250V252L234 253H238L237 251H236ZM247 250V249H246ZM84 251V250H83ZM126 251V250H125ZM168 251V250H167ZM219 251V250H218ZM224 251V250H223ZM251 251V250H250ZM254 251V250H253ZM253 251H251V252H253ZM42 252V251H41ZM54 252V251H53ZM81 252V251H80ZM188 252V251H187ZM230 254H231V252H230V249H229V251H228ZM243 252H245L246 253V251H244L243 250ZM248 252V251H247ZM257 252H258V250H257ZM13 253V252H12ZM54 253H56V252H54ZM82 253V252H81ZM131 253V252H130ZM171 253V252H170ZM260 253H262V252H260ZM41 254V253H40ZM39 254V255H40ZM58 254V253H57ZM61 254V253H60ZM105 254V253H104ZM167 254V253H166ZM197 254V253H196ZM225 254V253H224ZM230 254H229V256H230ZM250 254V253H249ZM254 254H255V252H254ZM259 254V253H258ZM264 254V253H263ZM7 255V254H6ZM12 255H14V254H12ZM55 255V254H54ZM53 255V256H54ZM82 255H83V253L81 254V256H78L79 257V259L82 257ZM144 255V254H143ZM146 255H148V254H146ZM179 255V254H178ZM242 255V254H241ZM244 255H246V256H248V253L247 254H244ZM256 255V254H255ZM260 255V254H259ZM49 256V255H48ZM50 256H51V254H50ZM60 256V255H59ZM94 256V255H93ZM107 256H109V255H107ZM119 256V255H118ZM123 256V255H122ZM152 256V255H151ZM198 256V255H197ZM227 256V255H226ZM232 256V255H231ZM243 256V255H242ZM5 257V256H4ZM89 257V256H88ZM140 257V256H139ZM144 257V256H143ZM153 257V256H152ZM158 257H160V256H158ZM165 257H166V255H165ZM176 257V256H175ZM193 257V256H192ZM215 257V256H214ZM224 257V256H223ZM234 257V260L238 257H236V256H233ZM236 257V258H235ZM239 257H241V256H239ZM257 257V256H256ZM260 257V256H259ZM262 257V256H261ZM18 258V257H17ZM27 258V257H26ZM35 258H36V255H35ZM50 258V257H49ZM69 258V257H68ZM91 258V257H90ZM147 258V257H146ZM197 258V257H196ZM263 258V257H262ZM29 259V258H28ZM32 259V258H31ZM31 259H29L30 261H31ZM55 259V258H54ZM53 259V260H54ZM58 259V258H57ZM86 259V258H85ZM102 259V258H101ZM109 259V258H108ZM155 259V258H154ZM157 259V258H156ZM205 259V258H204ZM239 259V258H238ZM243 259V258H242ZM253 258H251V260H252ZM255 259V258H254ZM257 259V258H256ZM261 259V258H260ZM264 259V258H263ZM17 260V259H16ZM34 260H36V259H34ZM33 260V261H34ZM49 260V259H48ZM51 260H52V258H51ZM69 260V259H68ZM74 260H75V258H74ZM83 259H81V261H82ZM89 260V259H88ZM161 260V259H160ZM164 260V259H163ZM223 260V259H222ZM233 260V259H232ZM234 260H233V262H234ZM246 260V259H245ZM262 260V259H261ZM42 260H40L39 262H37L38 264H43V262H41ZM84 261V260H83ZM96 261V260H95ZM104 261V260H103ZM111 261V260H110ZM154 261V260H153ZM166 261V260H165ZM199 261V260H198ZM210 261V260H209ZM239 261H241V260H239ZM244 261V260H243ZM243 261L242 262H240V264L241 263H243ZM249 261H250V258H249ZM253 261V260H252ZM264 260H262V263H264L263 262ZM52 263H53V261H51ZM56 262H58V261H56ZM62 262V261H61ZM70 262V261H69ZM86 262H87V260H86ZM93 261H91V263H92ZM156 262V261H155ZM201 262V261H200ZM235 262H236V260H235ZM52 263H50V261L48 262V263H46V264H52ZM55 263V262H54ZM74 263V262H73ZM90 263V264H91ZM107 263V262H106ZM114 263V262H113ZM130 263V262H129ZM132 263V262H131ZM149 263V262H148ZM185 263V262H184ZM237 263V262H236ZM256 263V262H255ZM57 264V263H56ZM82 264V263H81ZM110 264V263H109ZM117 264V263H116ZM166 264H167V262H166ZM192 264V263H191ZM200 264V263H199ZM209 264V263H208ZM228 264V263H227ZM232 264V263H231ZM252 264H254V262L252 263Z\"/></svg>", "mask_w": 264, "mask_h": 264}]
</instances>
